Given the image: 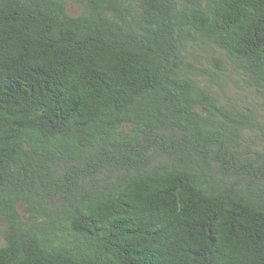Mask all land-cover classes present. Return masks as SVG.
<instances>
[{"label":"trees","instance_id":"1","mask_svg":"<svg viewBox=\"0 0 264 264\" xmlns=\"http://www.w3.org/2000/svg\"><path fill=\"white\" fill-rule=\"evenodd\" d=\"M0 264H264V0H0Z\"/></svg>","mask_w":264,"mask_h":264}]
</instances>
